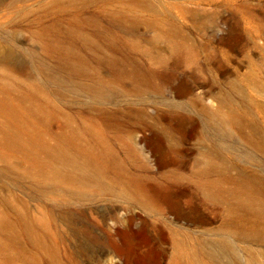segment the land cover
Returning a JSON list of instances; mask_svg holds the SVG:
<instances>
[{"label": "rangeland", "instance_id": "1", "mask_svg": "<svg viewBox=\"0 0 264 264\" xmlns=\"http://www.w3.org/2000/svg\"><path fill=\"white\" fill-rule=\"evenodd\" d=\"M0 51V264H264V0H0Z\"/></svg>", "mask_w": 264, "mask_h": 264}, {"label": "bare ground", "instance_id": "2", "mask_svg": "<svg viewBox=\"0 0 264 264\" xmlns=\"http://www.w3.org/2000/svg\"><path fill=\"white\" fill-rule=\"evenodd\" d=\"M5 52V51H4ZM7 53H9V52H7ZM7 54H4V53H2L1 51H0V57L1 58H7ZM72 162V161H71ZM64 164V163H63ZM74 168V167H73ZM85 176V175H84ZM120 231V230H119ZM116 254V253H115ZM117 258H118V255L116 254V255H114V257H112L111 259H110V262L111 263H115V264H117ZM120 258H122V257H120Z\"/></svg>", "mask_w": 264, "mask_h": 264}]
</instances>
